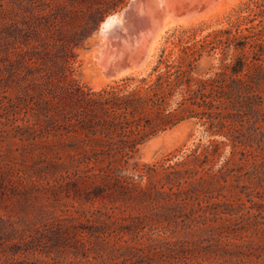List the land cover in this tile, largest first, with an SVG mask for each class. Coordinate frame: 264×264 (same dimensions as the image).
<instances>
[{
  "label": "trees",
  "instance_id": "16d2710c",
  "mask_svg": "<svg viewBox=\"0 0 264 264\" xmlns=\"http://www.w3.org/2000/svg\"><path fill=\"white\" fill-rule=\"evenodd\" d=\"M122 2L0 0V133L11 139L16 146L9 149L17 153L15 161H1L8 169L0 171V184L2 194L5 188L13 189L19 203L41 220L43 232L35 229L40 235L25 242L27 250L43 246L48 255L71 250L75 258L94 253L101 264H130L145 249L124 238V229L133 228L123 221L130 218L142 225L146 213H156L164 201L183 210L190 200H198L199 207L191 213L203 211L204 224L210 213L236 214L230 202L212 203L208 196L215 184L206 178L212 175L206 168L212 153L194 151L188 155L192 159L160 168L132 160L145 142L195 118L213 132L241 141L236 123L246 113L257 114L264 98V28L252 42L239 45H249L251 57H237L214 76H195L193 62L186 67L167 64L162 70L160 59L148 75L128 76L95 90L73 77L75 50ZM188 163L195 165L186 167ZM202 194L205 201L200 200ZM64 195L104 205L83 213L89 225L74 230L77 227L54 215L49 204H39ZM122 208L136 213L126 218L116 212ZM219 226L212 228L234 229ZM24 236L25 230L10 219L0 220V249L19 238L11 246L19 250ZM175 242L189 244L188 239ZM2 251L0 264L15 263ZM53 259L32 264H58Z\"/></svg>",
  "mask_w": 264,
  "mask_h": 264
},
{
  "label": "rangeland",
  "instance_id": "374dc122",
  "mask_svg": "<svg viewBox=\"0 0 264 264\" xmlns=\"http://www.w3.org/2000/svg\"><path fill=\"white\" fill-rule=\"evenodd\" d=\"M227 1L225 8L210 18L167 31L160 39L161 44H158L157 52L150 57L151 60H140L134 65L136 70L133 74L127 75H148L162 59V70L167 64L186 67L193 62L194 75L207 78L225 70L243 54L251 57L250 46L242 49L239 45L252 42L253 36L257 37L256 34L264 28V0ZM130 2L131 0H124L115 10L108 13L88 42L75 50L73 77L95 90L128 77L125 75L113 82L109 81L110 83H95L100 77L101 66L94 57L97 54L94 48H99L102 44L99 37H96L102 22L108 16L122 12ZM260 93L264 97V82L260 86ZM236 130L241 139L238 143L226 133L213 132L208 125L195 118L159 133L139 147L132 162H137L140 166L159 168L163 164L173 165L188 161L193 158L188 155L194 151L202 154L212 153L206 165V168H211L212 175L206 174V178H213L215 184L212 185V193L208 196L212 203L230 202L236 214L220 213L214 216L210 213L207 214L208 218L204 224V217L200 216L203 211L191 213L193 207H199L198 200H190L183 210L179 207L171 208L164 201L156 213H146L142 225H135L130 218L123 221L124 226L131 225L133 228L124 229V238L145 249L130 264H264V98L257 114L246 113L239 118ZM11 144V139L0 133V171L8 169L6 164H1L2 160L15 161L14 156L17 153L9 147L16 145ZM23 163L32 164L31 161ZM188 164L186 167L195 165ZM223 165L226 167L220 171ZM64 197L39 204H49V209L55 211L54 215L63 218L67 225L77 227L74 230L89 225L83 213L89 215L90 211L104 205L101 201L92 203L73 197L67 198L65 195ZM19 198L11 188H5V194H2L0 184V220L10 219L19 230H25L26 233L19 250L18 247H11L19 238L6 242L0 249L2 253L5 249V253L13 258L15 263L11 264H32L36 260L50 263L54 261L53 258H56L58 264L73 260L82 264H101L102 259L94 258V253L88 258L81 255L75 258L71 250L62 256L55 253L48 255L45 250H41L43 246H39V250H27L25 242L32 240L34 235H40L34 232L36 228H41L40 232H43V229L41 220L35 216L32 209L21 205ZM206 198L207 196L200 195V200L205 201ZM222 208L220 211H224ZM116 212L126 218L136 213L132 208H122ZM219 225H228L234 229L212 228L220 227ZM200 233L202 234L199 236ZM184 239H188V245H175V241Z\"/></svg>",
  "mask_w": 264,
  "mask_h": 264
},
{
  "label": "bare ground",
  "instance_id": "6f19581e",
  "mask_svg": "<svg viewBox=\"0 0 264 264\" xmlns=\"http://www.w3.org/2000/svg\"><path fill=\"white\" fill-rule=\"evenodd\" d=\"M226 1L132 0L124 11L108 16L96 33L102 44L94 48V57L101 66L95 83L113 82L129 75L136 70V57L150 59L167 31L210 18L225 8ZM128 63L133 65L129 67Z\"/></svg>",
  "mask_w": 264,
  "mask_h": 264
},
{
  "label": "water",
  "instance_id": "95a60500",
  "mask_svg": "<svg viewBox=\"0 0 264 264\" xmlns=\"http://www.w3.org/2000/svg\"><path fill=\"white\" fill-rule=\"evenodd\" d=\"M131 1H132V0H131ZM130 5H131V2L129 3V5H128L127 7H129ZM127 7H126V8H127ZM122 11H124V10H122ZM105 20H106V19H105ZM105 20H104V21H105ZM104 21H103V22H104ZM100 27H101V26H100ZM139 61H140V57H136V60L133 62L134 65L137 64ZM128 65H129V67H130V66H132L133 64H132V63H131V64L128 63ZM125 67H126V66H125Z\"/></svg>",
  "mask_w": 264,
  "mask_h": 264
}]
</instances>
